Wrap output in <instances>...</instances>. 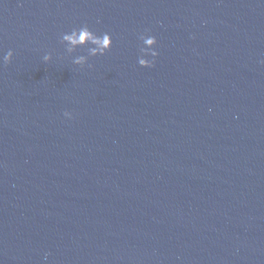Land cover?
Returning <instances> with one entry per match:
<instances>
[{
  "label": "water",
  "instance_id": "water-1",
  "mask_svg": "<svg viewBox=\"0 0 264 264\" xmlns=\"http://www.w3.org/2000/svg\"><path fill=\"white\" fill-rule=\"evenodd\" d=\"M8 50L0 264H264V0H0Z\"/></svg>",
  "mask_w": 264,
  "mask_h": 264
},
{
  "label": "clouds",
  "instance_id": "clouds-1",
  "mask_svg": "<svg viewBox=\"0 0 264 264\" xmlns=\"http://www.w3.org/2000/svg\"><path fill=\"white\" fill-rule=\"evenodd\" d=\"M140 41H145L147 44H154L156 46L157 40L155 36L141 34L139 36ZM60 43L65 46V50L67 53L75 52L78 48L87 47L88 53L92 56H102L105 55L108 51H110L112 47V37L109 33L105 32L102 34H97L92 31L87 25L81 26L79 28H73L70 32L62 33L60 37ZM141 53L143 58L138 57V63L142 67H152L155 62V58L158 56V52L154 50L149 55L148 50L141 48ZM152 57V59H148L146 57ZM13 58V51L8 50L6 54L0 58V62L3 64H8L11 62ZM52 59L51 54H46L43 57L45 62H48ZM75 65L84 66L88 65V56L79 55L76 56L73 61ZM66 117L71 118V114L65 112ZM47 256H45V259Z\"/></svg>",
  "mask_w": 264,
  "mask_h": 264
}]
</instances>
